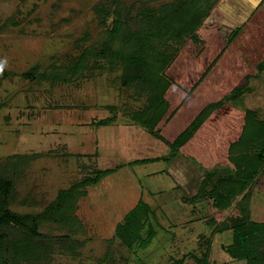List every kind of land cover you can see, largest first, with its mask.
<instances>
[{
	"label": "rangeland",
	"instance_id": "obj_1",
	"mask_svg": "<svg viewBox=\"0 0 264 264\" xmlns=\"http://www.w3.org/2000/svg\"><path fill=\"white\" fill-rule=\"evenodd\" d=\"M136 1L174 5L123 0L128 6ZM109 2L0 0V62L13 74L0 82V176L13 181L10 209L41 213L59 192L92 180L79 188L85 193L69 213L72 220L42 221L39 230L54 238L68 235L74 244L55 240L43 259L7 264H247L229 253L231 228L245 208L250 221L264 223V173L250 183L249 200L239 196L229 209L218 210L208 196L194 197L208 173L215 172L207 191L219 179H236L230 144L246 136L249 110L264 121V0H219L197 39H186L181 48L173 43L179 51L166 71L171 106L159 124L161 135L173 142L201 110L221 104L175 157L129 117L146 98L123 86L121 69L97 53L109 35L101 25ZM132 24V30L143 26ZM70 59L79 69L63 82L22 77L36 65ZM109 106L117 120L94 126L93 120L110 116ZM139 203L150 212L129 247L116 236L117 227ZM223 224L231 228L220 229Z\"/></svg>",
	"mask_w": 264,
	"mask_h": 264
},
{
	"label": "trees",
	"instance_id": "obj_2",
	"mask_svg": "<svg viewBox=\"0 0 264 264\" xmlns=\"http://www.w3.org/2000/svg\"><path fill=\"white\" fill-rule=\"evenodd\" d=\"M217 2L219 0H173L174 5L167 8L164 4L153 7L143 1H136L128 6L123 0H110V13L105 16L101 14V25L109 35L102 42H105L104 49L97 48L98 55L107 58L109 65L115 63L121 69L123 75L119 77V82L127 88H133L135 97L146 98L143 108L131 111L129 117L142 124L152 136L164 141L170 147L173 157L197 135L221 105L214 103L201 110L190 126L173 142L167 141L161 135L159 124L168 115L171 106L165 98L172 87V81L166 71L176 60L177 52L183 47L185 40L198 38V31L210 17ZM108 19L111 22L107 23ZM132 23H140L143 26L139 30H132ZM81 41H85V38H81ZM173 43L180 44L179 48L174 47ZM84 61L88 59L84 58ZM75 63L70 59L62 65H52V62L42 66L36 65L23 73L22 77L54 85L53 83L65 81L66 74H77L79 66ZM11 76L13 74L10 71H0V82ZM106 109L110 116L93 120L94 126L106 127L117 120L116 108L109 106ZM245 119L249 126L246 136L230 144L231 151L236 152V156L231 159V163L235 164L236 179H219L218 185L207 191L211 176L215 172L208 173L201 190L194 197L196 199L208 196L214 199L215 207L220 211L229 209L234 199L239 196H242L240 201L249 200L250 183L264 173V121L252 110L246 113ZM145 161L142 160V163ZM107 173L108 171L98 172L99 176ZM87 182L91 183L92 180H85L81 185L59 192L57 199L41 213L20 214L10 209L14 199L13 181L0 176V260L3 264L11 260L43 259L55 240L74 244L68 235L54 238L39 230L42 221L57 224L72 220L69 213L74 209L78 196L85 193L79 188ZM149 212V206L139 203L125 216L124 223L118 225L116 236L132 247L138 241L139 232L148 219ZM243 214L244 218L239 219V223L234 227H228L226 224L220 226L222 230L231 228L234 232V242L228 249L229 253L237 260L247 261V264H264V223L250 221L248 208H245ZM174 264H184V260H178ZM200 264L208 262L204 259Z\"/></svg>",
	"mask_w": 264,
	"mask_h": 264
},
{
	"label": "clouds",
	"instance_id": "obj_3",
	"mask_svg": "<svg viewBox=\"0 0 264 264\" xmlns=\"http://www.w3.org/2000/svg\"><path fill=\"white\" fill-rule=\"evenodd\" d=\"M4 63H5V62H0V71H2V70H3Z\"/></svg>",
	"mask_w": 264,
	"mask_h": 264
}]
</instances>
